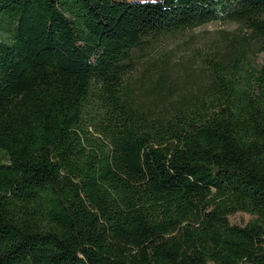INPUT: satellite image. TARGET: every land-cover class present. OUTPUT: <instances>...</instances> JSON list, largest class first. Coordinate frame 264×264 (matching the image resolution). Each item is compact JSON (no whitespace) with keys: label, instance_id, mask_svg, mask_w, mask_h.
I'll return each instance as SVG.
<instances>
[{"label":"trees","instance_id":"trees-1","mask_svg":"<svg viewBox=\"0 0 264 264\" xmlns=\"http://www.w3.org/2000/svg\"><path fill=\"white\" fill-rule=\"evenodd\" d=\"M219 20L199 87L133 78ZM262 52L264 0H0V264H264Z\"/></svg>","mask_w":264,"mask_h":264},{"label":"rangeland","instance_id":"rangeland-1","mask_svg":"<svg viewBox=\"0 0 264 264\" xmlns=\"http://www.w3.org/2000/svg\"><path fill=\"white\" fill-rule=\"evenodd\" d=\"M148 1V0H130ZM247 30L236 21H212L193 29L176 33L158 35L147 39L134 52L132 61L133 78L137 79L141 70L153 63L158 64L161 58H166L171 64L169 81L176 92H186L191 87H199L207 78L205 58L218 47H222L227 36L239 30ZM264 63V52L255 56L254 65ZM154 81H148V84ZM95 141H100L98 133L90 134ZM5 151L0 149V160ZM251 216L241 212L230 216L233 223H246Z\"/></svg>","mask_w":264,"mask_h":264}]
</instances>
